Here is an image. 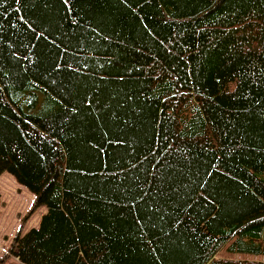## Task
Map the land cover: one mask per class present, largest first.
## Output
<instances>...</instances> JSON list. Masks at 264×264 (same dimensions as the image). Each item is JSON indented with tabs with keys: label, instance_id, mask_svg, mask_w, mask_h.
Returning a JSON list of instances; mask_svg holds the SVG:
<instances>
[{
	"label": "trees",
	"instance_id": "1",
	"mask_svg": "<svg viewBox=\"0 0 264 264\" xmlns=\"http://www.w3.org/2000/svg\"><path fill=\"white\" fill-rule=\"evenodd\" d=\"M4 172L18 264H264V0H0Z\"/></svg>",
	"mask_w": 264,
	"mask_h": 264
},
{
	"label": "rangeland",
	"instance_id": "2",
	"mask_svg": "<svg viewBox=\"0 0 264 264\" xmlns=\"http://www.w3.org/2000/svg\"><path fill=\"white\" fill-rule=\"evenodd\" d=\"M34 195L18 184L8 173L0 174V264H18L10 253V246L16 235H23L30 228L36 227L44 207L33 208ZM217 257L232 259L255 258L248 255L230 254L221 250ZM263 258L264 256H258Z\"/></svg>",
	"mask_w": 264,
	"mask_h": 264
},
{
	"label": "snow or ice",
	"instance_id": "3",
	"mask_svg": "<svg viewBox=\"0 0 264 264\" xmlns=\"http://www.w3.org/2000/svg\"><path fill=\"white\" fill-rule=\"evenodd\" d=\"M65 3H67V0H64Z\"/></svg>",
	"mask_w": 264,
	"mask_h": 264
}]
</instances>
